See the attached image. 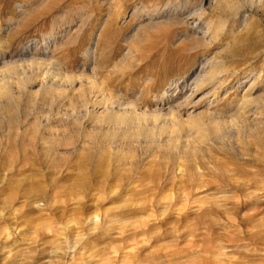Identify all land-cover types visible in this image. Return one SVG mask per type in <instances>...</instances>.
<instances>
[{
  "label": "rangeland",
  "instance_id": "374dc122",
  "mask_svg": "<svg viewBox=\"0 0 264 264\" xmlns=\"http://www.w3.org/2000/svg\"><path fill=\"white\" fill-rule=\"evenodd\" d=\"M217 1L0 0V85L60 84L0 88V264H264V15Z\"/></svg>",
  "mask_w": 264,
  "mask_h": 264
},
{
  "label": "bare ground",
  "instance_id": "6f19581e",
  "mask_svg": "<svg viewBox=\"0 0 264 264\" xmlns=\"http://www.w3.org/2000/svg\"><path fill=\"white\" fill-rule=\"evenodd\" d=\"M231 1H234L235 2V0H224V1H222V0H218L217 2H219V4H225V5H230L229 3L231 2ZM240 1V2H239ZM261 3H262V0H250V9H255V10H259V11H261V15H264V8H263V5H261ZM224 6V5H223ZM242 6H244V0H237L236 1V3H234L233 5H232V7H233V10H234V14L235 15H237L240 19H242L243 21H245L247 18H248V15H246V14H244L245 13V11H242L241 10V7ZM21 8V7H20ZM19 8V9H20ZM173 11V13H178L177 12V10H172ZM233 15V14H232ZM179 16H181L180 17V20H182L183 21V23H185V24H187V25H189V26H191L192 27V31L193 32H197V31H199V33H201V35L202 36H205L207 33V31H210V30H204V27L202 26V24H201V20L200 19H197V18H195L194 17V14L191 12V11H188V10H185L183 13H180L179 14ZM181 21V22H182ZM246 22V21H245ZM205 40V39H204ZM44 48V47H43ZM46 48V47H45ZM30 51V50H29ZM28 51V52H29ZM47 54V53H46ZM46 54H44V56L46 55ZM24 55V54H23ZM3 58H4V54H0V62L3 60ZM36 58V57H35ZM37 59V61L39 60V59H42V58H36ZM4 61V60H3ZM7 62H9V61H7ZM4 63H5V61H4ZM5 67H7V66H5ZM202 68V67H201ZM16 69V68H15ZM7 70V69H6ZM13 70V66H11V67H9V69H8V72H10L11 74H12V72L14 73V71H12ZM31 72V71H30ZM3 73V72H2ZM9 73V74H10ZM16 76L18 75V73L16 72V74H15ZM197 76V75H196ZM1 77H3V76H1ZM49 77V76H48ZM46 75H44L43 73H40V71L38 72H31L30 74H27V73H23V76H20L17 80H16V84H17V86L15 87V85H13V83H9V81H8V77L6 78V79H4V77L2 78V79H4L3 80V82H4V84H1L0 85V88L3 90L2 91V95L4 96V95H6L7 97H8V101H6L5 102V104H4V106H6L5 108L6 109H9V110H11L12 108H14V109H18L19 107V105H20V102H19V100H18V102L16 101L17 99H15V93H16V91L18 92V91H20L21 89L23 90V89H25L31 82H32V80L33 79H35V81L36 80H39L40 81V87L38 88V90H37V95H39V96H41V97H43V96H45L46 94H47V91H48V89H49V87L51 86H53V87H60V84L58 85L57 83H56V80H53V79H51L50 80V78H48ZM195 77V76H194ZM193 77V74L191 75V77L190 78H188V79H186V81L182 84V88H181V90H185V91H187V88L188 87H193L192 85L195 83V80H196V78H194ZM200 81V80H199ZM34 82V81H33ZM32 82V83H33ZM0 83H2V82H0ZM196 84V83H195ZM195 86V85H194ZM190 87V88H191ZM189 88V89H190ZM73 89V88H72ZM194 89H192V92H195V91H193ZM191 92V93H192ZM4 93V94H3ZM25 93H27V92H25ZM97 93V92H96ZM176 93V92H175ZM99 94V93H98ZM102 95V94H101ZM173 95V94H172ZM177 95H178V92H177ZM100 96V95H99ZM174 96H175V94H174ZM181 96H183V95H181ZM177 98V97H176ZM7 99V98H6ZM81 101H80V106L81 107H83V106H85V108L87 109L88 107H92V109L93 110H97V109H99V108H102V109H106V114L108 115H112V114H114V112H115V114H117L116 113V111L114 110V108H113V106H112V102L109 104L108 103V98L106 99L104 96H102L101 98H98V95H96L95 93H92L91 94V92H90V94L89 95H86V96H82V98L80 99ZM1 104L3 105V103L1 102ZM24 104V103H23ZM1 105V106H2ZM124 105V104H123ZM1 106H0V108H1ZM118 106V105H117ZM3 107V106H2ZM4 108V109H5ZM11 108V109H10ZM118 108V107H117ZM91 109V108H90ZM2 110V109H1ZM92 110V111H93ZM127 110V109H126ZM132 110V109H131ZM130 110V111H131ZM76 111V110H75ZM128 111V110H127ZM130 111H128V113L130 112ZM174 111V110H173ZM122 112V111H121ZM132 112V111H131ZM60 113V112H59ZM88 113V112H87ZM125 113V112H124ZM128 113L126 114V115H128ZM134 114H135V112H133ZM65 114V113H64ZM114 114V115H115ZM123 114V113H122ZM121 114V115H122ZM130 114H132V113H130ZM113 115V116H114ZM124 115V114H123ZM115 116L116 118H112L111 116L109 117L110 119V121L112 122V123H129L130 121V117L128 118V116ZM27 116V115H26ZM130 116V115H129ZM14 117V116H13ZM11 118V117H10ZM102 118V117H101ZM12 119V118H11ZM132 119V118H131ZM16 120V119H15ZM109 121V122H110ZM12 122V121H11ZM134 122V121H133ZM131 123H132V121H131ZM34 124V123H33ZM45 126V125H44ZM11 127V126H10ZM29 157V156H28ZM26 158V160H27V163L28 164H31V165H33V164H35V161H37L36 159H34V158ZM0 159H1V155H0ZM10 160H12V165L13 166H15L14 164H16L17 162H21L20 161V156H17L16 158H14V159H11L10 158ZM9 161V160H8ZM23 163H25V161H23ZM37 163V162H36ZM41 163H43V162H41ZM46 163V162H45ZM11 165V164H10ZM26 166V165H25ZM21 168H23V166L21 167ZM17 170V172L16 173H19L20 172V169H16ZM22 170V169H21Z\"/></svg>",
  "mask_w": 264,
  "mask_h": 264
}]
</instances>
